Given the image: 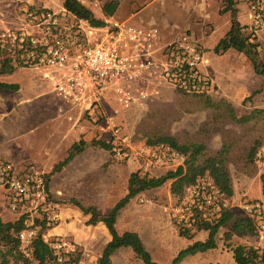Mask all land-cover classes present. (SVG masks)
Here are the masks:
<instances>
[{"label": "rangeland", "instance_id": "374dc122", "mask_svg": "<svg viewBox=\"0 0 264 264\" xmlns=\"http://www.w3.org/2000/svg\"><path fill=\"white\" fill-rule=\"evenodd\" d=\"M80 1L88 6L96 17L103 18L106 22L118 20L139 25H158L164 32L166 31V35L169 36L167 40H171L182 31H188L204 50L203 70L212 77L217 92L208 96L183 93L153 75L148 76L145 81L150 91L148 100L124 106L115 98L113 91H109L108 94L112 98L103 100V106L98 105L102 115L98 112L94 116L89 115L83 109L73 108L65 104L63 99L58 98L59 104L55 107L47 105V114H42V117L49 118V122L57 124V129L41 132L42 139L33 137L28 140L27 145L22 146L25 150L23 152L14 148L17 157L12 161L17 167L35 163L48 170L45 172L50 177L52 199L59 207L71 208L84 215L79 205L93 206L100 214H105L127 194L132 172L139 171L142 175L147 172L150 176H160L175 169L148 167L145 149L154 145L150 144L149 140L171 136L181 145L204 144L206 148L199 155V161H203L208 156H223L233 187V195L226 196L224 193H217L211 185L212 180L209 176L199 179V185L206 187L203 188L205 193L199 202L206 201L210 206L207 209L203 207L209 220L216 218L221 210L226 208L231 210L234 219L242 216L253 217L257 223V233L228 235L233 225V221H229L217 234L216 248L188 256L181 264H236L232 248L240 243L263 249L264 81L263 77L254 71L260 79L257 89L251 93L240 89L235 91L239 98L238 103L228 99V93L232 91L233 73L238 74L240 83L252 81L253 84L255 83L253 78L256 76L252 72L254 68L249 58L244 53H239L235 49H229L224 53H217L215 50L219 40L231 26V12L220 11L224 6L223 0H118L119 6L111 17H107L103 12V5L109 0ZM256 1L262 4L258 13L263 17L264 0ZM237 8V18L244 26V31L252 35L253 41L259 44L260 58L264 62V27L254 25L255 12L250 1L240 0ZM46 11L65 14V19L78 27L86 36H91L89 30L93 26L68 12L63 6V0H0V32L6 28H20L25 21H29V14H42ZM2 58L6 57L0 56V63ZM36 70L24 69L23 71L28 74L18 72L10 80L15 82L16 79L18 81L32 79L28 81H33L41 77L39 81L50 82L44 78V73L48 69ZM47 84L49 83L39 85L46 90L49 87ZM164 86L176 90V96L164 98L165 94L162 91ZM6 92L12 96L18 94V91ZM245 93L249 95L244 97ZM50 96L48 95L47 98H51ZM207 98H210L212 103H207ZM60 106H63V111L59 110ZM115 109H119L118 119L122 131L130 140V147L126 148L129 153L127 158L115 156L112 142L115 139L111 137L109 131L100 127L105 123L102 122L104 115L112 114ZM72 115L76 119H72ZM5 121H7L6 126L9 127L11 120L6 117ZM73 126L77 131H72ZM9 131L13 136L14 130ZM80 133L86 141L85 146L96 138L111 143L112 149L106 150L107 162L100 168H92L86 164L84 154H79L77 160L53 172L59 162L54 164L52 162L66 155L65 148L70 138L75 139ZM1 134L2 141H8L12 137L5 131ZM9 144L18 146V142ZM46 146L54 150L51 161L50 156L44 157L47 161L46 165L49 163L46 166L48 169L38 160L41 159L40 149ZM254 148L256 151L253 154ZM66 167L67 170L62 172ZM64 174L67 182L64 181L66 180ZM51 175L55 177L52 179ZM64 182L67 186L66 191H59ZM196 194L195 187L189 186L183 196L174 195L171 192V181L158 188L145 190L132 198L122 209L119 217V232L125 230L138 232L153 258L162 264H170L179 250L195 240H205L208 237L207 231L195 232L196 227L180 220L181 214L184 213L182 209L187 203H193L197 199ZM0 217L4 222L14 221L20 217L19 213L11 210L6 190L2 186H0ZM180 228H191L195 236L190 239L181 235ZM105 241L100 238V241L77 243V253L81 254L79 264H98L107 244ZM111 264L145 263L130 247H124L115 252Z\"/></svg>", "mask_w": 264, "mask_h": 264}, {"label": "built area", "instance_id": "2783aa9c", "mask_svg": "<svg viewBox=\"0 0 264 264\" xmlns=\"http://www.w3.org/2000/svg\"><path fill=\"white\" fill-rule=\"evenodd\" d=\"M248 1L255 12L254 25L264 27V13L263 17L258 13L262 4ZM64 15L52 11L29 14V21L20 28L2 30L0 56L10 58L15 67L48 69L44 78L52 81L57 96L73 108L97 114L98 105L109 91L124 106L144 102L150 97L145 81L153 75L187 94L208 96L217 92L212 77L203 70L204 50L188 31L162 45L158 26L112 20L106 26L90 28L88 37ZM118 114L119 109L105 114L103 129L115 139V156L127 158L130 140L122 131ZM146 154L150 168H177L186 160L184 153L164 143L146 147ZM199 184L198 180L192 185L197 199L187 203L180 216L190 226L196 219L195 207L205 193L203 188L206 189ZM0 186L6 190L11 210L25 216L19 239L27 257L32 256L33 242L40 233L54 250L58 264L78 251V244L70 236L47 235L61 221V213L41 166L27 163L17 167L0 156ZM214 189L223 194L215 186ZM203 217L210 219L206 211Z\"/></svg>", "mask_w": 264, "mask_h": 264}, {"label": "trees", "instance_id": "16d2710c", "mask_svg": "<svg viewBox=\"0 0 264 264\" xmlns=\"http://www.w3.org/2000/svg\"><path fill=\"white\" fill-rule=\"evenodd\" d=\"M240 0H223L224 6L220 10L222 13L231 12V26L226 34L219 40L216 45L217 53H224L229 49H235L238 52L244 53L250 60L254 71L264 78V62L260 58L259 44L253 41L252 35L244 31V26L237 18L238 8L237 3ZM64 8L74 14L78 19L86 20L93 27H103L107 22L103 18L95 16L94 12L80 0H63ZM119 6L118 0H109L103 5V12L107 17L115 14ZM15 66L11 64L10 58H2L0 63V74L10 73L15 70ZM0 86L4 88L17 89L16 84H9L0 81ZM178 90V89H177ZM182 92L181 90H178ZM185 93V92H183ZM207 103H212L210 98H207ZM245 120V119H244ZM150 144L164 143L168 144L176 150L181 151L186 155V160L183 165L175 169L167 171L160 176H150L148 174H140L139 171L132 172L128 181V192L111 208L108 213L100 214L93 206L85 207L79 205L85 215H89L87 220L88 225H96L98 222H103L110 235L111 239L107 242L98 264H111L112 256L121 248L130 247L134 253L143 260L145 264H162L156 261L151 252L147 249L142 237L136 231H125L120 233L117 230L116 222L123 208L127 206L132 198L139 193L158 188L166 182L171 181V192L174 195L183 196L185 189L197 183L199 178L209 176L213 185L226 196L233 195V187L229 175L228 168L225 164L223 156L215 155L208 156L203 161H199V155L206 148L204 144L181 145L171 136H162L155 140H149ZM86 141L80 139L73 143L68 150V155L55 165L53 172L61 169L62 166L68 164L74 157L81 153L85 148ZM93 145L101 146L104 149L111 150L110 142L93 139ZM256 148L253 150L255 153ZM48 186L50 177L47 176ZM263 196H264V176H263ZM209 193V191L207 192ZM203 207L210 206L206 201L195 207L196 219L192 227H196V231L205 230L208 232V237L205 240H195L186 247L179 250L170 264H180L187 256L195 255L199 252H206L217 247V234L221 227L233 221L232 231L228 235L238 233L240 235H254L257 233V223L251 216H242L234 219L231 210L223 208L216 218L213 220L205 219L203 212L206 211ZM204 210V211H203ZM25 216H20L14 221L4 222L0 217V264H58L57 256L48 242L40 235L33 242V252L31 257H27L21 250V241L19 232L25 227ZM195 232L191 228H180V234L193 238ZM233 256L236 264H264V248L260 249L252 245L240 243L233 248ZM81 254L75 252L69 259L62 264H79Z\"/></svg>", "mask_w": 264, "mask_h": 264}, {"label": "crops", "instance_id": "0c3cea01", "mask_svg": "<svg viewBox=\"0 0 264 264\" xmlns=\"http://www.w3.org/2000/svg\"><path fill=\"white\" fill-rule=\"evenodd\" d=\"M161 32H162V40H161L162 45H165L167 42L173 40L175 37L178 36V35L175 36L171 40H167L169 36L166 35V31L164 32V30L161 29ZM24 69H32V70L37 71L36 68L19 66V67H16L13 72L4 73L0 75L1 82H5L9 84H16L18 86L17 89L4 88L0 86V135H2L1 134L2 131H5L8 136H12L10 135L11 133L9 130L10 129L12 131L14 130V134L10 138L11 140L9 139L8 141L7 140L2 141L0 139V156L5 157L11 161L17 157V153L15 152V149L19 152H23L25 150H23L22 146L25 147V145H27L26 142L28 140L32 139L33 137H36V138L40 137L42 139L41 132L50 131L51 129H54V130L57 129V124H52L51 122H49L48 120L49 118L47 119L45 117H42V114H45V115L47 114V109H46L47 105H51L55 107L56 105L59 104V101H58L59 97L56 94L52 81L45 78L50 82H41L39 81L41 77L38 79L35 78L33 79V81H28L32 79H27V80L24 79L22 81L21 80L18 81V79H16L15 82L10 80V78L14 76L15 74H17L18 72L28 74L23 71ZM252 72L255 74L254 69L252 70ZM237 75L238 74L236 73H233L231 75L232 76V83H231L232 91L228 93V99L230 101H234L233 103H235V101L237 103L239 102V98L237 97L235 91H238L240 89V91H248L251 93L257 89L258 87L257 83H260V79L258 78L259 76L257 74H255L256 77L253 78V81L256 84L255 83L252 84V81L247 82V83H244V82L240 83V81L237 78ZM262 80L264 81V78H262ZM45 83L50 84V85L47 84L49 87L46 86L48 87V89L46 90L43 89L44 88L43 86H42L43 88H41L40 86V85H45ZM252 85L253 87L251 88ZM162 89H163L162 90L163 94H165L164 98L168 99L170 97L176 96V90H174L173 88L164 86ZM6 91H13V92L18 91V94L15 96H12V94ZM48 95H51L50 96L51 98H47ZM247 95L249 94H246L244 97H246ZM108 98H112V97L107 92L106 96L102 99V101ZM102 101H101V106H103ZM59 110L63 111L64 110L63 106H60ZM102 111H103V108H102ZM98 113L102 115L100 111ZM57 114H58V111H57ZM94 115L96 114H92V116ZM72 116H73L72 119L73 118L76 119L74 115ZM6 117H8L11 120V124H9V127L6 126V123H7V121H5ZM103 121L104 120H102V122ZM74 126L72 127V131L75 130L73 129L75 128ZM103 126L104 124L100 125L102 129H103ZM81 138H82L81 133L75 139L70 138V142L69 144L66 145V148H65L66 155L63 158L61 157L57 160H54L52 163L54 164V163H58L62 161L61 159H64L68 155V150L73 145V143H75L76 141H79ZM16 142H18V146L15 144H9V143H16ZM23 143H26V144H23ZM63 144H65L64 141H63ZM106 150L107 149H104L101 146L88 143L85 146L84 150L79 154H84V156L86 157L87 165H90V167L92 168H100L102 164H105L107 162ZM53 152L54 150L47 146L40 149L41 159H38V160H40L43 163L44 167L48 166L49 164L48 163L46 165L47 161L44 160V157L50 156L49 160L51 161L53 157L52 156ZM79 154H77L74 157V159L71 160L70 162L77 160V156ZM70 162L69 164H71ZM46 169L48 168L46 167ZM65 169L67 170V167L62 169V172L66 171ZM44 171L48 172V170H44ZM53 177H55V175H51L52 179ZM63 177H65V174L63 175ZM65 178L66 180L64 181L67 182V177ZM64 184L65 182L62 184L61 189H59V191H66L67 186H65ZM49 187H50V182H49ZM51 191L52 190L50 188V192ZM51 195H52V192H51ZM59 210L61 213V221L56 226L50 228L47 231V235H52V236H61V235L69 236L70 235L76 243H85L84 241H89V242L100 241V238L106 240L105 242L107 243L111 239V235L106 225L103 222H98L96 225H88L86 222L90 218L89 215L80 214V212L74 211L73 209L67 208V207H59ZM78 217H80L81 219H78ZM119 217L120 215L118 216V219L116 222V227L118 231L120 228ZM125 231H130V230H125ZM199 253H203V252H199Z\"/></svg>", "mask_w": 264, "mask_h": 264}]
</instances>
